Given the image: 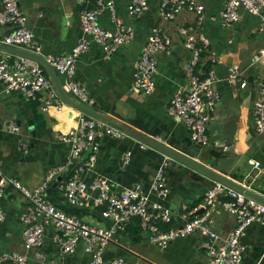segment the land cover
Instances as JSON below:
<instances>
[{"label":"crops","instance_id":"obj_1","mask_svg":"<svg viewBox=\"0 0 264 264\" xmlns=\"http://www.w3.org/2000/svg\"><path fill=\"white\" fill-rule=\"evenodd\" d=\"M114 1L117 14L135 31L133 41L108 60H103L100 48L91 43L89 50L78 60L74 80L91 98V108L190 155V151L198 149L190 141L183 123L167 116L166 107L173 93L187 86L185 65L190 52L183 47V38L177 29L182 25H192L196 17L184 10L172 21L162 22L157 15L160 0H150L148 10L140 18L131 19L125 12L129 0ZM225 1L197 0L205 10L201 32L209 41L208 51L202 55L197 71L203 74L209 65V55L213 53L217 78L214 88L218 95V100L209 111V145L203 150L210 156H219L213 164L214 170L264 196V172L246 168L250 161L251 146L264 138L253 132L251 116L252 104L258 96V83L264 81V64L253 63L255 55L264 46V34L258 30L257 17L243 11L240 21L230 28H223L219 12ZM19 8L41 47L42 57L65 55L78 39H88L79 24L77 0H19ZM97 23L104 29L113 28L106 11L98 16ZM152 27L167 33L171 46L167 53L157 57L153 93L143 96L130 90L132 66ZM7 32L8 26L0 24V44ZM0 56L12 60L17 55L0 49ZM231 66L238 67L241 78L247 82L244 88L227 82L226 76ZM60 80L62 82V78ZM46 97L44 91H39L27 98L18 91L6 92L0 84V169L7 179L17 180L27 188L38 185L52 168L62 167L58 175L60 180L70 174L67 164L69 147L58 142L55 134L74 127L78 111L67 105L60 111L53 106L43 111ZM18 120L22 125L18 126L17 132H12L10 126ZM28 125L30 128L26 129ZM23 128L25 131L21 132ZM28 131H34L35 135L31 136ZM139 143L128 136L119 140L101 139L95 166L83 175V180L90 182L97 176L116 179V173L119 172L120 183L115 181L120 188L141 185L151 201L171 212L172 223L177 224L181 207L186 206L189 211L198 207L211 182L199 176L194 177L189 171L181 173L179 168L168 162V193L158 198L150 192V185L158 164L165 157L149 148L141 150ZM125 152L131 153V159L122 166L120 159ZM258 180L260 183H257ZM49 197L56 205L66 206L57 189H53ZM0 204L5 214V221L0 224V256L10 252L23 253L19 217L26 202L19 192L7 189ZM100 210H84L80 218L86 215L103 223V226L92 225L108 227L110 223L99 216ZM209 222L220 238L234 226V219L220 207L213 209ZM56 232L55 228L48 227L39 248L49 264H62L51 240ZM202 241V237L195 234L176 239L166 248L159 249L149 243L147 233L140 229L136 219H132L126 223L124 231L116 233L115 241L107 247L104 258L110 260L122 257L133 264H207ZM242 242L246 249L241 264H264V225H250L244 232ZM70 258V264H86L89 255L79 246ZM26 264H38L33 252L28 253Z\"/></svg>","mask_w":264,"mask_h":264},{"label":"built area","instance_id":"obj_2","mask_svg":"<svg viewBox=\"0 0 264 264\" xmlns=\"http://www.w3.org/2000/svg\"><path fill=\"white\" fill-rule=\"evenodd\" d=\"M77 1L79 24L88 39H78L65 55H47L43 58L59 79L62 78L60 82L63 91L80 104L90 107L91 98L74 80L78 60L89 50L91 43L100 48L101 58L108 60L133 41L135 31L117 14L114 0ZM0 2V24L8 26L2 44L41 55V47L19 8V0ZM149 2L150 0H129L125 6L126 16L131 19L140 18L148 10ZM184 10L196 17L192 25H182L177 29L183 38V47L190 52V58L185 65L187 86L185 89L176 90L169 98L166 114L183 123L190 141L203 150L209 145V111L218 100L214 88L217 81L214 73L215 55L210 53L209 65L203 74L197 71L201 57L209 47L208 39L201 32L205 10L197 0H160L157 15L160 21L168 22ZM105 11L113 25L111 30L104 29L97 23L98 16ZM242 11L257 17L258 30L264 34V0H226L219 12L221 26L230 28L240 21ZM170 46L171 39L167 33L156 27L150 29L139 56L133 62L130 86L133 93L143 96L153 93L157 57L167 53ZM253 63L264 64V46L255 55ZM226 80L240 88L247 84L236 66L228 68ZM0 84L6 92L18 91L27 98L44 91L47 97L42 105L43 111H47L50 106L60 111L65 106L42 67L29 58L16 56L11 60L9 57L0 56ZM258 87V96L251 108L252 127L257 136L264 137V81L258 83ZM10 130L17 132L18 126L12 124ZM124 137L126 135L121 129L78 112L74 127L55 134L58 142L69 147L67 164L70 174L66 179L58 180L62 167H56L50 169L38 185L27 188L17 180L7 179L0 169V201L7 189H13L26 202L19 217L24 252L4 253L0 256V264H26L30 252H33L38 264H49L39 248L50 226L57 231L51 240L62 264H66V258L74 255L79 246L89 255L86 264H133L122 257L110 260L104 258L107 247L115 241L116 233L124 231L126 223L132 219L138 221L140 229L147 233L149 243L156 248L164 249L176 239L196 234L203 239L201 247L207 264H241L246 249L242 237L250 225H264V205L220 183L212 182L204 192L200 205L191 211L186 206L181 207L178 223L173 224L171 212L151 201L149 194L139 184L120 188L111 176H97L90 182L83 180V175L95 166L100 140H119ZM139 148L146 150L148 147L139 143ZM130 159L131 153L125 152L121 156L120 164L125 166ZM167 166L168 159L163 158L151 181L150 192L158 198L168 193ZM55 183L54 189H57L66 207L76 210L99 208L100 217L109 221L110 225L98 227L57 208L46 194L47 189ZM216 207H220L234 219L233 228L223 238L217 235L209 222L211 212ZM200 210L201 213L196 214ZM4 221L5 214L0 204V224Z\"/></svg>","mask_w":264,"mask_h":264},{"label":"water","instance_id":"obj_3","mask_svg":"<svg viewBox=\"0 0 264 264\" xmlns=\"http://www.w3.org/2000/svg\"><path fill=\"white\" fill-rule=\"evenodd\" d=\"M0 49L15 54L17 56L29 58L31 60H34L37 62L45 72L46 76L50 79L51 84L53 86L54 91L56 92L59 99L68 107H71L78 112L94 118L96 120H99L103 123L110 124L112 126H115L119 129H121L124 134L128 137L134 138L138 140L139 142L146 145L149 149L159 153L163 157L168 159V162H171L176 168H179L181 173H185L187 171L191 172L192 175L199 176L202 179H204L206 182H217L220 183L229 189H232L233 191L242 194L243 196L250 198L259 204L264 205V196L246 185L232 179L231 177H228L216 170H214L213 164L216 160H218L219 156L213 155L210 156L209 153H206L204 150L200 149L199 147H196L198 150H192L190 151V155L181 153L169 146H166L154 139H151L131 127H128L126 125H123L119 123L116 119H113L109 117L108 115H105L102 112H98L97 110L85 106L83 104H80L79 102L72 99L67 93H65L61 87V82L56 74V72L45 62L44 58L41 55L33 54L29 51L19 49V48H13L9 46H5L0 44ZM17 126H21L22 123L20 120L16 122ZM30 128V125L26 129ZM25 129L21 132H24ZM31 136H34V131H28ZM251 153H250V161L247 162L246 168L249 170L256 169L258 171L264 172V138H261L257 140L252 146H251ZM223 157V155H222ZM199 158H203L202 161H198ZM256 166V168H255ZM118 173H116V180L118 183H120V179L118 178ZM60 180V179H58ZM56 183L53 184L50 188L47 189L46 194L49 196L50 192L55 188ZM57 208L61 210H68L69 208L66 206H60L56 205ZM201 210L196 213L200 214ZM100 216V215H99ZM66 264L71 263V258L67 257L65 260Z\"/></svg>","mask_w":264,"mask_h":264},{"label":"rangeland","instance_id":"obj_4","mask_svg":"<svg viewBox=\"0 0 264 264\" xmlns=\"http://www.w3.org/2000/svg\"><path fill=\"white\" fill-rule=\"evenodd\" d=\"M257 183H260L259 180L257 181ZM82 219H84L85 221H87V222H89L91 224H95V225H98V226H103V223L101 221H95L94 218L87 217L86 215H85V217L83 216Z\"/></svg>","mask_w":264,"mask_h":264},{"label":"trees","instance_id":"obj_5","mask_svg":"<svg viewBox=\"0 0 264 264\" xmlns=\"http://www.w3.org/2000/svg\"><path fill=\"white\" fill-rule=\"evenodd\" d=\"M49 199L51 200V198L49 197ZM52 201V200H51ZM53 202V201H52ZM68 213H71V214H75L77 215L78 217H81L85 211L84 210H76V209H73V208H69L68 210H66Z\"/></svg>","mask_w":264,"mask_h":264}]
</instances>
